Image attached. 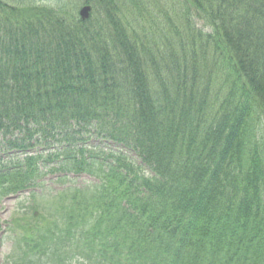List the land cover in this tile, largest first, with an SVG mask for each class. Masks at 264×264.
<instances>
[{"label":"trees","instance_id":"trees-1","mask_svg":"<svg viewBox=\"0 0 264 264\" xmlns=\"http://www.w3.org/2000/svg\"><path fill=\"white\" fill-rule=\"evenodd\" d=\"M51 1L0 0V198L97 183L11 264H264V0Z\"/></svg>","mask_w":264,"mask_h":264},{"label":"rangeland","instance_id":"rangeland-1","mask_svg":"<svg viewBox=\"0 0 264 264\" xmlns=\"http://www.w3.org/2000/svg\"><path fill=\"white\" fill-rule=\"evenodd\" d=\"M7 3L9 4H15L16 0H5ZM24 2H26L27 0H22ZM35 4H37V6H49L51 8L54 7V4L52 3L51 0H35ZM81 9V5L78 4V8H77V14ZM47 178V177H46ZM44 178L42 176L40 181H44L46 180L47 182V187L49 189L54 190V188L59 187V186H65L68 188H77L80 186H84L86 185L88 182L87 180H85L84 178H78L76 180H74L73 182H66L63 184H57V182H52L51 179L52 178ZM37 189V188H36ZM39 192H43L45 195L44 201L45 202H51L52 198L51 196V191L50 190H46L43 187H39L38 188ZM24 196V195H23ZM33 197H30L28 200H26L25 202H23L22 204H16V201H11V200H7V199H1L0 200V225H1V230H0V264H8V258L11 255V253L13 252V248L16 245L17 241L15 239H12V235L11 233L7 234L6 232H4L5 230V224L14 218H21L24 216V213L22 212V208H19V212L17 213V209L18 207L21 205H23V207H27L28 209H32L34 208V201H33ZM35 200L36 202H40V199H38L37 196H35ZM37 207V206H36ZM27 209V210H28ZM17 230H19V227H17Z\"/></svg>","mask_w":264,"mask_h":264},{"label":"water","instance_id":"water-1","mask_svg":"<svg viewBox=\"0 0 264 264\" xmlns=\"http://www.w3.org/2000/svg\"><path fill=\"white\" fill-rule=\"evenodd\" d=\"M89 10L90 9L88 7L82 9V11L80 12L82 19H86L88 17V11Z\"/></svg>","mask_w":264,"mask_h":264}]
</instances>
